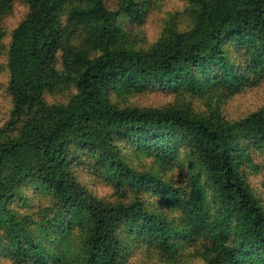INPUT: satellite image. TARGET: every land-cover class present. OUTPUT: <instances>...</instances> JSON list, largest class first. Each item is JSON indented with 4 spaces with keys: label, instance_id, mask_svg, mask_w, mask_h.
Returning a JSON list of instances; mask_svg holds the SVG:
<instances>
[{
    "label": "trees",
    "instance_id": "16d2710c",
    "mask_svg": "<svg viewBox=\"0 0 264 264\" xmlns=\"http://www.w3.org/2000/svg\"><path fill=\"white\" fill-rule=\"evenodd\" d=\"M184 1L138 48L121 18L140 23L147 1L24 0L0 128V261L126 264L135 243L167 258L185 243L202 264H264V201L246 174L264 175V103L236 120L223 107L264 86V0ZM145 91L171 100L113 98ZM138 153L158 173L136 170ZM180 156L179 186L166 174ZM83 165L122 196L90 190Z\"/></svg>",
    "mask_w": 264,
    "mask_h": 264
},
{
    "label": "rangeland",
    "instance_id": "374dc122",
    "mask_svg": "<svg viewBox=\"0 0 264 264\" xmlns=\"http://www.w3.org/2000/svg\"><path fill=\"white\" fill-rule=\"evenodd\" d=\"M147 1L145 6V13L140 23L128 16L122 17L127 32H129L126 39L131 45L138 48H147L155 43L166 23L170 19V15L174 12L181 11L185 8L184 0H141ZM124 0H107L108 9L112 12H116L120 9ZM29 8L24 0H15L14 7L10 13L5 14L0 18V128L3 127L9 118L11 109L10 98L6 93V87L8 84L9 75L7 72V53L8 46L10 45V39L12 32L19 26L23 19L27 16ZM186 21V22H185ZM188 23L187 19H184L181 23ZM114 101L124 106H161L170 102V97H166L163 94L154 92H137L132 94L113 96ZM264 103V86L253 89L248 93L238 95L224 104V110L231 119H240L244 115L248 114L252 109L259 107ZM183 158L185 156H182ZM131 164L138 171H146L158 173V164L153 157L146 156L138 153L136 156L130 157ZM79 175L83 183L93 192L98 193L100 196H111L115 199H119L122 193L114 192L110 187L102 182V179L98 178L90 171V169L82 168L78 169ZM246 174L249 179L250 185L253 187L257 195L264 201V175H256L255 172L249 167L246 168ZM189 176V169L187 165L181 164L177 161L173 167L172 172L166 174V177L172 179L177 185H183L186 183ZM129 192L124 193V197L129 201ZM136 194V193H135ZM152 197L151 206L157 211L161 209L158 202L155 201V195L150 194ZM180 247L182 249L177 255L172 257H165L156 250L149 249L148 247H141L137 243L134 244L133 250L127 258L126 264H202L204 259L201 256V249L198 247L188 248L185 243ZM0 264H12L6 261H0Z\"/></svg>",
    "mask_w": 264,
    "mask_h": 264
}]
</instances>
